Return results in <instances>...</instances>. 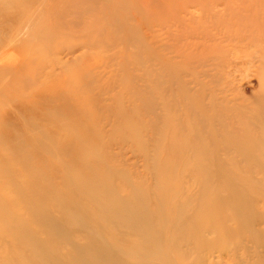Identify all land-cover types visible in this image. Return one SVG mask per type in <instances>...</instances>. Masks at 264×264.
I'll list each match as a JSON object with an SVG mask.
<instances>
[{
    "label": "rangeland",
    "instance_id": "374dc122",
    "mask_svg": "<svg viewBox=\"0 0 264 264\" xmlns=\"http://www.w3.org/2000/svg\"><path fill=\"white\" fill-rule=\"evenodd\" d=\"M158 1L145 0L143 5L136 0H0V55L12 64L22 60L21 66L0 71V134L4 135L0 140V264H38L7 233L21 224L45 237L44 229L30 221L32 205L27 202L29 193L40 196L39 191L50 214L79 217L126 262H154L156 257L144 256L153 240L145 249L142 239L149 236L133 227L140 223L127 225L126 218H110L111 213L87 200L78 182L88 181L90 167L100 173L118 169L129 173L143 190L186 191L181 179L175 178L176 168L182 169L180 178L182 173L191 176L193 167L202 162L195 150L185 151V147L180 153L182 143L198 141V134L209 136L210 130L220 133L225 128V133L234 134L230 121L242 132L247 127L242 111L255 113L264 107V0ZM134 13L142 17L141 22L132 17ZM52 68L60 80L67 78L61 89L64 94L93 100L77 109L76 117L61 110L55 116L73 127L70 133L46 134L43 130L52 129L53 120L35 116L37 105L31 97L47 77L56 81V76H49ZM23 99L28 106L23 109L26 118L20 107ZM200 105L203 111L195 112ZM60 122L54 124L58 127ZM174 138L172 151L169 141ZM218 155L225 165L249 170L242 151L231 148ZM85 158L87 164L81 161ZM160 164L174 166L172 175ZM253 174L262 177L256 169ZM105 182L115 194L125 192L129 184L122 177L102 175V188ZM191 187V193L197 190L196 184ZM106 192L104 188L102 194ZM106 198L107 203L115 200ZM174 202L182 206L181 201ZM174 221L181 224L184 219L174 217ZM228 224L237 226L239 221L229 219ZM147 225L142 226L150 229ZM245 226L231 238L208 234L223 245L212 255L183 243L181 227L174 226L167 232L169 253L162 251L160 258L181 261L184 257L177 249L181 241L189 253L184 251L185 264L264 259L263 205L252 210ZM160 227L156 225L158 233ZM69 231L79 242L86 238V233ZM49 243L55 245L56 238ZM235 247L237 252H231Z\"/></svg>",
    "mask_w": 264,
    "mask_h": 264
},
{
    "label": "bare ground",
    "instance_id": "6f19581e",
    "mask_svg": "<svg viewBox=\"0 0 264 264\" xmlns=\"http://www.w3.org/2000/svg\"><path fill=\"white\" fill-rule=\"evenodd\" d=\"M144 1L145 0H136V3L143 4ZM132 17L136 22H141L142 20V17L136 13H134ZM1 55H3V53H1ZM4 56L5 55L0 57V71H6L7 67H11L10 65H13L14 67L21 66L22 60H16L15 64H12V62ZM7 62H9L8 65L6 64ZM51 70L52 74H49V76H56V81L54 82V79L47 77L43 85L37 89L31 97V101L37 105L35 116L42 117L49 121L53 120V128H48V131L43 130V132H47L46 134H50V132H53L54 134L58 131L70 133V129H73V127L70 125H64L59 119L55 118V116L59 115L61 110L63 112L62 114L76 117L77 109L90 106L93 100L90 96L80 97L74 94H64L61 89L67 82V78H65V80H60L61 77L55 75V69L52 68ZM47 83H52V86L48 87V85H46ZM185 93L188 101L191 103L189 90ZM22 103L23 104L20 106L21 111L26 118V109L23 111L27 106L26 99H23ZM50 107L55 108V112L50 111ZM153 107L154 106H152V110ZM202 108L203 106L200 105L198 109L194 111L200 113L203 111ZM242 113L246 115L243 123L247 125V127L241 128L243 129L242 132L235 127L234 121H230L232 130H235L234 134L231 132L225 133V128L222 129V132L220 133L210 130L209 136L198 134V137H200L198 141L188 140L182 143L179 149L180 153L185 147H187L185 151H191L193 153L195 150L201 154L200 160L202 162L201 165H195L193 167L191 176L184 177L182 176V173L180 178L178 170L181 168H176L177 174L175 173V178L181 179L182 182H180L182 183V186L185 189L188 188L186 191L183 189V191L181 190V192L175 193L171 188H169V192L162 190L159 193L156 192V190L151 189L143 190L138 184L133 182L132 176L126 171L121 172L122 170L111 169L106 172L104 170V173H100L97 169L92 167L87 170V176L91 182L87 183L89 181L88 179L87 182H82V185L81 181L78 182V184L82 187V192L87 200L94 206L99 204L101 209L111 213L112 216L110 215V218L119 219L120 216L121 218H126L127 225L140 223L137 226H133L135 231L149 236L146 239H142L145 241L142 247L146 249V247H148L146 246V243H150L152 240L151 243H154L150 246L148 253L144 251L145 259L156 257L154 262H150L151 264H185V259L189 253L184 250L185 244H181V241H183V243L194 244L197 249L205 248L207 253L212 255L214 251L221 250L223 245L213 242L208 234L214 235L215 238L217 236L221 239L231 238L238 234V231L241 230V228L246 227L245 225L249 223V217L252 216L253 209H259L260 204L264 206V107L258 111L256 110L255 113L251 109L248 111H242ZM203 117L204 116H202V118ZM231 119H233V117H231ZM54 121L60 122L58 124L60 129L54 124ZM238 121H240V119ZM212 123H214V121ZM225 125L227 126V122ZM245 130L248 132L244 133ZM3 138L4 135L0 134V140ZM218 138L221 140L223 139V142L218 141ZM175 142V138L172 141H169L172 151H175ZM231 148L236 151H242L247 155L245 160L249 163V170L245 172L238 165H225L224 159L218 155V152L220 153L221 151H226ZM182 154L184 155V153ZM81 161L82 163L86 162V164L89 162L86 158ZM95 163L103 165V161L101 160H97ZM160 166L163 167L165 171L169 169L167 171L169 175H172L174 172V166L171 168H166L161 164ZM255 169L262 174L261 178L258 179L254 176L253 173ZM197 171H199L198 175ZM81 172H83V170ZM102 175L110 176V179L112 177H122L123 180H125V184L129 183L126 186L125 192H117L118 195L113 193L112 186L110 187V185H108L106 187V182L105 186L102 188L99 183L100 180H102ZM178 179H176V182H179ZM192 184H196L197 190L191 193L189 189H192ZM165 186L167 187V185ZM104 188H106L109 193L106 192L105 195H103L102 191ZM39 192L41 194L40 196L29 193L27 195V202L32 205L30 208V221L44 229L45 237H40V235L33 232L30 228H25L21 224L13 227L10 229V232L7 233V236L11 240L24 246L26 249V255L30 256L36 261V263L131 264L122 259V257L120 258L112 244L104 240V238L101 239L98 235H93L92 229L79 217H73L68 213H64L62 218H56L50 214L42 202L44 201L43 193L41 191ZM106 195H109L108 201L111 199V201H113L115 198L114 202L107 203ZM175 199L181 201V207L175 204ZM192 201H194V205H192ZM1 206L4 207V204ZM174 217H181L184 219V231V222L181 224L180 221L175 222ZM229 219L239 221V225L230 226L228 224ZM111 220L114 221L113 219ZM146 222L150 229L142 226ZM231 223L232 225H235L233 221H231ZM149 224L153 226H150ZM157 224L161 225V233H158V230H156ZM224 224L229 225V227L222 228ZM251 225L254 227V222L252 220ZM174 226H177L178 228L181 227V241L177 243V249L184 257L181 261L178 260L177 263L170 262L166 260L167 258H160L162 251L165 254L169 253H167L168 249H166L167 246H165L168 242L167 232ZM71 229L73 232H76V235L86 233L85 240L79 242L74 237L72 238L70 236L71 231H69ZM52 238H56L55 245L49 243ZM173 243L176 244L175 242ZM243 249L248 252L246 247L243 246ZM237 250L238 248L235 247L234 251L231 252L236 253ZM149 255L150 257H147ZM26 264H31V262H26ZM236 264H264V259L256 256V259L253 261Z\"/></svg>",
    "mask_w": 264,
    "mask_h": 264
}]
</instances>
